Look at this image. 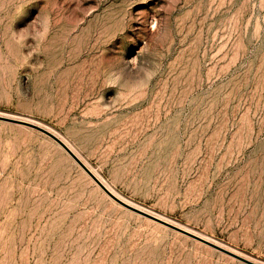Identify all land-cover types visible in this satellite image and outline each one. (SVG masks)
<instances>
[{"label":"rangeland","instance_id":"obj_1","mask_svg":"<svg viewBox=\"0 0 264 264\" xmlns=\"http://www.w3.org/2000/svg\"><path fill=\"white\" fill-rule=\"evenodd\" d=\"M0 117L264 264V0H0ZM0 264L247 263L0 118Z\"/></svg>","mask_w":264,"mask_h":264},{"label":"water","instance_id":"obj_2","mask_svg":"<svg viewBox=\"0 0 264 264\" xmlns=\"http://www.w3.org/2000/svg\"><path fill=\"white\" fill-rule=\"evenodd\" d=\"M0 118L1 119H4V120H8L10 122L18 123V124H21V125H25V126H28V127L34 128V129H37V130L41 131L42 133L46 134L47 136H49L50 138H52L54 141H56L81 166V168L92 178V180L110 198H112L114 201H116L118 204L122 205L123 207H125V208H127V209H129L131 211H134V212H136V213H138V214H140V215H142L144 217H147L149 219H152V220H154V221H156V222H158V223H160V224H162L164 226H167V227H169V228H171L173 230H176V231H178V232H180V233H182L184 235H187V236H189V237H191V238H193L195 240H198V241H200V242H202V243H204V244H206V245H208L210 247H213V248H215V249H217V250H219V251H221V252H223L225 254H228V255H230V256H232V257H234V258H236V259H238V260H240V261H242L244 263H247V264H256V263L251 262V261H249V260H247V259H245V258H243L241 256H238V255H236V254H234V253H232V252H230V251H228V250H226V249H224V248H222V247H220V246H218V245H216V244H214V243H212V242H210L208 240H205V239H203V238H201V237H199V236H197L195 234H192V233H190V232H188V231H186V230H184L182 228H179V227H177V226H175L173 224H170V223H168V222H166V221H164V220H162V219H160L158 217H155L153 215H150V214H148V213H146V212H144V211H142V210H140V209H138L136 207H133V206L127 204L126 202L120 200L118 197H116L113 193H111L102 184V182L86 167V165L84 163H82V161H80V159L59 138H57L54 134L50 133L46 129L41 128V127H39V126H37L35 124H32V123H29V122H25V121H20V120H15V119H10V118H4V117H0Z\"/></svg>","mask_w":264,"mask_h":264}]
</instances>
